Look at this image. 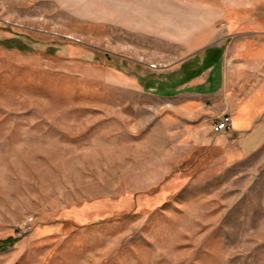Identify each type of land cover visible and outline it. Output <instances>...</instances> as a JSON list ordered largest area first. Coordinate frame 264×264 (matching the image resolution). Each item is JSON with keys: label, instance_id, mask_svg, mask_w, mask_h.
Masks as SVG:
<instances>
[{"label": "rangeland", "instance_id": "rangeland-1", "mask_svg": "<svg viewBox=\"0 0 264 264\" xmlns=\"http://www.w3.org/2000/svg\"><path fill=\"white\" fill-rule=\"evenodd\" d=\"M251 32L264 0H0V264H264V144L184 107Z\"/></svg>", "mask_w": 264, "mask_h": 264}, {"label": "crops", "instance_id": "crops-1", "mask_svg": "<svg viewBox=\"0 0 264 264\" xmlns=\"http://www.w3.org/2000/svg\"><path fill=\"white\" fill-rule=\"evenodd\" d=\"M245 36L229 45L217 92L208 94L202 89L203 99L190 100L187 105H192L184 107H195L198 117L207 123L220 114H230V135L245 143V150L251 153L264 144V33ZM206 76L208 73L195 81L204 83ZM209 95L214 100L206 103Z\"/></svg>", "mask_w": 264, "mask_h": 264}, {"label": "trees", "instance_id": "trees-1", "mask_svg": "<svg viewBox=\"0 0 264 264\" xmlns=\"http://www.w3.org/2000/svg\"><path fill=\"white\" fill-rule=\"evenodd\" d=\"M0 44H2L4 46H8L12 49H17L19 51H28L27 49H25L24 45L18 40L6 41V42L0 41ZM199 74H200V72H197L195 74V76H198ZM15 242H16V239H14V238H9L5 241L0 242V250H4L7 247L10 248L11 246H13L15 244Z\"/></svg>", "mask_w": 264, "mask_h": 264}, {"label": "built area", "instance_id": "built-area-1", "mask_svg": "<svg viewBox=\"0 0 264 264\" xmlns=\"http://www.w3.org/2000/svg\"><path fill=\"white\" fill-rule=\"evenodd\" d=\"M214 126L215 131L218 133H224L228 131L231 127V117L229 115L221 117L220 119H218Z\"/></svg>", "mask_w": 264, "mask_h": 264}]
</instances>
